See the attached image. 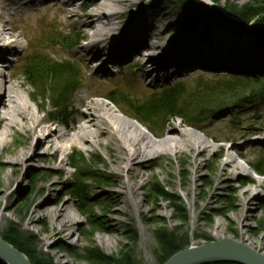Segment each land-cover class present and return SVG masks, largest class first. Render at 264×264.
Returning a JSON list of instances; mask_svg holds the SVG:
<instances>
[{
  "label": "rangeland",
  "instance_id": "1",
  "mask_svg": "<svg viewBox=\"0 0 264 264\" xmlns=\"http://www.w3.org/2000/svg\"><path fill=\"white\" fill-rule=\"evenodd\" d=\"M12 1L0 0V11L5 14V18L11 19L9 26L14 28V34L20 35V40L26 45L23 52L9 56L10 60L16 59L14 68L21 73L26 59L37 52L54 61H72L79 75L76 90L67 95L66 102L61 101L63 107L68 106L67 113L53 109L51 100L56 92L46 91L40 95H46L50 99L47 104L42 98L37 102L45 106L43 112H38L39 116L51 118L52 123H56L55 126L65 129L76 123L78 116L86 109L87 102L105 99L109 91L115 88L133 99L143 100L153 91L178 82L183 84L186 94H197L207 80L218 82L247 74L252 77L256 74L264 75V66L255 68V64L245 66L244 69H234L226 67V64L216 65L215 62H195L183 74H177L176 66L172 65V68L168 66L163 69L158 76H149L141 65L143 58L138 62L135 60L134 51L140 44L135 45L130 52H120L123 56L132 54L126 59L120 62L106 61L103 71L100 72L96 67L103 59L97 64L94 63L98 59L94 58L95 51L90 52L89 46L84 45L89 31L78 22V16L86 12L79 6L90 0H79L75 8L78 16H72L71 19L69 16L73 14L67 9L64 10L63 1L55 5L52 0H43L15 13L10 6ZM130 1L131 4L122 9L116 32L111 38L112 41L107 44L106 51L118 52L124 49L130 34H136L143 25L146 43L139 47L141 51H145L150 42L156 41L163 44L168 41L174 44V49L180 48L186 44L188 37L196 36L203 43L199 42L197 54L203 57L207 54L209 59L208 52L216 37L222 38L221 42L234 54H264V46L256 43L250 32L238 33L219 23L206 26L202 23L203 20L195 22L194 17L176 5L175 0ZM199 1L210 9H224L227 4L243 5L254 0H220V4L212 0ZM169 27H174L172 35L175 39L171 35L166 37V33L163 34ZM257 27L264 30L262 25ZM54 29L58 31V36L49 39L48 35ZM71 35L76 38L83 35L85 39L79 45L70 46L65 40ZM20 55L24 58L21 56V59ZM163 56L164 50L159 51L156 58ZM105 60L106 56L103 61ZM231 62L235 63L233 59ZM152 63L156 65L155 61ZM243 63L249 65L247 61ZM20 77L26 82L23 73ZM26 87L31 95L33 90L27 82ZM111 103L122 114L131 117L125 114L124 106ZM30 104L35 109V103L30 100ZM64 116H67L65 120ZM176 123H182L184 128L200 131L210 141L208 149L200 153L198 149H191L190 144H185L181 151L172 152L161 147L162 153L158 158H148L141 162L143 176L130 180L137 185L133 194L120 185L121 174L111 164L112 150L105 143L89 146L80 142H69L58 151L52 150L49 155L41 149L36 161L18 170L17 165L9 160L16 151L30 147L32 141L27 139L26 129H12L11 134L0 143V238L3 229L12 223L22 232L30 233L35 240L38 254L53 264H90L81 255L83 249L90 245L97 246L110 255H119L126 245L134 252L139 263L156 264V229H177L185 232L194 245L207 242L206 239L215 241L232 236L237 242H242L244 238L245 242L254 244V247H250L264 254V188L254 204L245 205L240 210L243 191L253 188L264 177L256 174L249 165L264 156V100L256 107L231 105L218 109L214 115L203 119L201 128L188 126L181 118H173L163 127L155 128L157 134L154 135L145 125L140 124L152 138L158 140ZM253 132L257 133L253 135ZM219 138H228L229 141H216ZM38 142V139L34 140V145ZM111 145L117 146L115 143ZM231 155L236 156L239 167L224 173ZM82 158L84 162L78 164L77 159ZM73 163L87 172L91 216L79 210L77 201L69 193L75 173ZM7 175L8 182H12V185L7 184ZM125 176L129 180L127 172ZM154 182L180 199L178 203L184 208L186 216L183 220L180 219L172 200L149 193ZM64 202L71 203V211L78 221L66 231L59 232L53 228L50 218L43 216L45 212L42 211ZM92 216L98 221L97 224L90 220ZM128 227L137 232L135 242L129 240ZM218 230L222 231L220 235ZM73 235L75 236L72 238Z\"/></svg>",
  "mask_w": 264,
  "mask_h": 264
},
{
  "label": "bare ground",
  "instance_id": "2",
  "mask_svg": "<svg viewBox=\"0 0 264 264\" xmlns=\"http://www.w3.org/2000/svg\"><path fill=\"white\" fill-rule=\"evenodd\" d=\"M42 1L13 0L10 6H12L15 13ZM52 1L55 2V5L63 1L64 10L67 9L73 14L69 16V19L72 16H78L75 8L78 6L79 0ZM205 1L210 2V0ZM130 4V0H90L79 6L86 12L82 16H78V22L89 31L84 45L89 46L90 52L95 51L94 58L98 57V59L94 63H99L106 56V60H102L97 65V71H103L106 61L120 62L132 55L125 54L123 56L120 52H123L124 49H120L121 51L118 52L116 50L113 52L106 51L107 44L112 41L111 38L116 32L117 20L121 17L123 7ZM10 23L11 19L5 18V14L0 11V143L4 142V139L11 134L12 129L18 127L26 129L27 139L32 141L30 144V147H33L32 150H29V146L28 148H22L16 151L9 160V162L17 165L18 170L36 161L38 151L41 149L46 155H49L52 150L58 151L69 142L71 144L80 142L89 146L105 143L112 150L110 154L111 164L115 165L121 174L120 185L122 188L126 187L133 194L136 192L137 185L132 184L130 180L143 176L141 162L148 158H158L162 153L161 147L168 148L172 152L174 150L181 151L185 144H190L191 149H198L200 153L208 149L210 141L200 131L193 128H184L182 123H176L164 136L155 140L139 121L125 116L109 100L103 98L99 101L87 102L85 104L86 109L70 128L65 129L59 127V125L55 126L56 123H52L51 118L39 116L38 112H43L45 110L44 106L35 102L32 94L30 95L27 91L26 82L20 79L22 70L20 73L19 69L14 68L16 59H9L10 55L19 54L26 48L25 43L19 38L20 35L14 34V28L9 26ZM142 27L143 25L133 36L130 34L131 36H129L123 47H134L133 43L136 42L140 44L136 49L138 52L134 51L136 53L135 60L138 62L143 58L141 65L147 70L149 76H158L163 69H167L168 66L171 67L172 65L176 66L177 74H183L188 71V66L195 62L206 64L215 62L216 65L226 64V67L234 69H244L243 67H250L254 64L256 65L255 68L264 66V54L262 52L244 53V55L234 54L226 44L221 42L222 38L220 37L215 38V43L212 44L213 46L208 52L210 59L207 54L206 57L197 54V47L200 46L201 39L196 36L188 37L186 44L180 48L174 49V44L168 41L164 43L165 45L160 41H156L150 42L146 45L147 49L141 51L139 47L146 43L144 39L145 29ZM173 30L174 27H169L164 30L163 34L166 33V37L170 35L173 37ZM82 37L84 36L82 35ZM162 49L164 50V56L156 58L157 53L163 51ZM22 57L24 58V56ZM232 59L235 63L231 62ZM151 61H155L156 65L152 67L149 64ZM242 61L249 62V65H244ZM171 76H174V74H171ZM30 100L35 103V109L32 108ZM36 139L39 142L34 145ZM111 143H115L117 146L113 147ZM230 159V162L224 168V173H229L232 169L239 167L236 156L231 155ZM125 172H127L129 180L125 179ZM6 179L7 184L12 185V182H8V175ZM263 188L264 177L258 181L256 186L243 191L240 210L245 205L251 206L254 204L260 198L259 193ZM42 213L44 217L50 218L53 228L59 232L66 231L78 221L76 215L71 211L70 202L61 203L49 209L46 208ZM219 227H221V224H219ZM221 233L222 231L218 230V234ZM225 234L228 235L226 232ZM231 238L234 239L232 236ZM242 242L254 247L253 243L245 242L244 238Z\"/></svg>",
  "mask_w": 264,
  "mask_h": 264
},
{
  "label": "trees",
  "instance_id": "3",
  "mask_svg": "<svg viewBox=\"0 0 264 264\" xmlns=\"http://www.w3.org/2000/svg\"><path fill=\"white\" fill-rule=\"evenodd\" d=\"M219 3L220 0H213ZM182 10L189 12L193 21L203 20L206 26L220 24L226 28L233 29L238 33H251L254 41L264 46V30L257 26H264V0H254L243 5H227L226 9H210L199 0H175ZM237 17L238 20L233 19ZM256 24V26H252ZM248 30V31H247ZM58 31L53 30L49 34V39L57 38ZM60 34V33H59ZM45 35V34H44ZM66 43L70 46L79 44L81 37L74 35L66 38ZM25 61L23 68V77L27 84L32 88V98L39 102L42 98L47 104L50 99L46 95L40 96L46 91L56 92L51 100L53 109L67 113V107H63L61 101H67L71 92L76 90L78 73L72 61H54L46 55L34 52ZM197 94H186V89L181 82L171 86H164L157 91H153L143 100L133 99L128 94L118 88L109 91L106 98L113 103L124 106L126 113L146 126L154 135L155 128L164 126L168 120L181 118L191 127L201 128L203 119L214 115L218 109L229 106H249L256 107L264 100V75H255L254 77L238 76L225 78L222 81L204 82L202 89ZM45 107V106H44ZM67 116H64V120ZM253 132L252 134H256ZM216 141H229L228 138L216 139ZM84 160H78L77 163H83ZM258 175H264V156L249 164ZM75 168L74 178L69 189V193L78 203V208L83 214L91 213V204L87 192L89 186L86 181V171L72 164ZM99 181V179L97 180ZM149 193L153 196L166 197L174 202L180 219L186 216L184 208L179 205L180 199L167 193L159 183H152ZM90 219V217H89ZM93 224L98 221L90 219ZM127 235L131 242L137 239V232L134 228L128 227ZM1 237L8 243L15 246L23 252L32 264H53L47 258L38 254L35 246V240L30 233H25L16 228L12 223L8 224L2 231ZM155 239L157 246L154 249L156 264H164L172 255L178 251L189 247L191 240L188 234L177 229H156ZM207 241L211 239H206ZM82 258L90 264H141L136 259L134 252L128 246H124L119 255H110L105 253L99 247L90 245L81 252ZM0 264H4L0 260ZM207 264H237L233 262H213Z\"/></svg>",
  "mask_w": 264,
  "mask_h": 264
},
{
  "label": "water",
  "instance_id": "4",
  "mask_svg": "<svg viewBox=\"0 0 264 264\" xmlns=\"http://www.w3.org/2000/svg\"><path fill=\"white\" fill-rule=\"evenodd\" d=\"M227 5L223 8L226 9ZM233 19L238 20L235 16ZM0 260L4 264H32L23 252L2 238H0ZM213 262L264 264V254L242 242H237L235 239L224 238L198 245L191 244L172 255L164 264H207Z\"/></svg>",
  "mask_w": 264,
  "mask_h": 264
}]
</instances>
